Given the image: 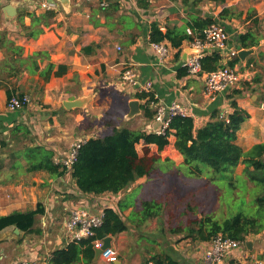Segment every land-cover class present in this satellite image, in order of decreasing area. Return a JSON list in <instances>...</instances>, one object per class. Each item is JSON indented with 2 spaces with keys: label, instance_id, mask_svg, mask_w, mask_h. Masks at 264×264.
I'll return each instance as SVG.
<instances>
[{
  "label": "crops",
  "instance_id": "obj_1",
  "mask_svg": "<svg viewBox=\"0 0 264 264\" xmlns=\"http://www.w3.org/2000/svg\"><path fill=\"white\" fill-rule=\"evenodd\" d=\"M106 1L108 5L102 7L99 0H52L55 4L52 9L57 13L54 21L37 38H32L26 35L23 25L32 22L28 13L40 15L46 11L39 6V0H0V216L38 207L44 210L35 216L29 230L11 225L0 231V264H15L19 260L35 264H149L151 261L204 264L212 240L200 239L198 232L188 233L192 218L172 217L177 207L169 205L172 199L191 198L187 192L192 187L185 188L186 179L198 182L192 188L193 195L197 189L215 191L219 176L190 175L184 156L174 145V135L163 149L144 142L137 145L140 158L151 166L150 172L117 193H83L71 171L59 174L38 167L50 162L63 165L76 141L111 133L110 122L117 127L155 132L159 123L155 115L151 118L144 114L142 105L146 99L138 98L142 92L140 84L122 79V72L128 66L137 72L140 83L152 82L149 92L154 94L155 101L148 105L154 113L157 103L177 101L190 108L196 126L201 127L215 111L232 113L235 99L250 113L237 132V143L249 150L264 142V100L259 89L263 80L259 84L254 80L257 76L264 79V0ZM10 3L22 10L9 15L6 6ZM195 17L212 19L225 26L231 48L243 49L240 37L247 32L254 33L259 40L246 48L253 50L251 54L244 58L238 54L239 60L233 67L240 71V82L215 100L204 95L203 75H191L184 65L194 51L192 40H185L180 48L164 41L169 49L164 60L150 41L152 23L157 22L164 30L178 27L192 33L189 22ZM3 37L22 46V53L7 54ZM37 51L45 55L39 58L38 71L31 72L28 62L18 59H27ZM220 55L223 64L238 57H229L226 52ZM49 63L56 66L46 81L41 72ZM59 65L67 68L61 74ZM8 89L31 95L32 102L21 110H9ZM234 89L242 93L236 94ZM83 98L86 99L83 106L72 109L64 106L65 100ZM132 100H139L141 111L129 116ZM114 104L117 111L112 110ZM245 168L240 162L234 171L226 174L232 173L234 182L238 177L246 181ZM250 200V197L246 199ZM152 201L162 208L157 216L149 217L145 203ZM191 204L194 218L203 217L199 203L191 201ZM78 207L92 213L110 208L121 217L126 229L101 238L104 244L111 237L110 248L116 251L117 261L110 262L101 254L97 257L95 246L92 255L81 252L70 261L64 255H56L74 242L65 225ZM222 212L226 213L223 217L231 213L226 206ZM81 247L86 249L88 244ZM244 258H264V230L250 234L245 246L234 250L225 262Z\"/></svg>",
  "mask_w": 264,
  "mask_h": 264
},
{
  "label": "trees",
  "instance_id": "obj_2",
  "mask_svg": "<svg viewBox=\"0 0 264 264\" xmlns=\"http://www.w3.org/2000/svg\"><path fill=\"white\" fill-rule=\"evenodd\" d=\"M28 14L31 16L32 22L30 25H23L26 35L37 38L45 31V27L52 24L57 13L54 9H47L40 15L36 13ZM211 23H213L212 19L195 17L192 22H189L192 33H188L186 28L181 29L178 27L164 30L157 22H154L151 25L150 41L153 43L169 41L173 47L180 48L185 40L193 41ZM195 33H197V36H195ZM3 40L7 54H14L10 51L18 54L22 53V46L15 45L14 41L6 37H3ZM240 41L243 48H249L259 42L254 33L251 32L241 35ZM44 55L45 52L37 51L29 55L27 59L19 58L18 60L27 61L29 70L37 72L40 67L39 58ZM238 60L239 57L230 61L229 64L233 67ZM22 63L25 64V62ZM202 64L204 71H211L224 65L218 51H213L205 56L202 59ZM55 66L54 63H49L47 68L41 72V76L46 81L51 78ZM59 68L58 73L60 74L67 69L65 65H59ZM254 80L259 84L263 79L261 76H257ZM262 90L264 100V86ZM235 93L241 94L242 91L237 90ZM13 94L22 95L23 93L8 89L9 97ZM138 98L146 99L142 108L145 116L152 118L154 111L149 109L148 104L155 101L154 94L142 91L138 93ZM232 106L234 110L227 116V119L222 118L220 113L215 111L211 119L201 127L196 126L193 116L177 115L172 119L164 134L117 127L113 122H110L108 124L113 126L111 133L105 136L91 137L82 144L77 160L71 170L72 177L83 193H117L128 187L137 178L150 172L151 166L147 163L148 161L140 158L137 145L144 142L146 144H156L159 149H163L170 143V136L174 135V145L184 156V163L190 175L212 174L215 178L220 176L221 173L226 174L234 171L240 162L246 165L244 174L255 185L253 189L256 193V208H258L259 214L247 216L239 212L223 219H217L212 214H205L197 219L200 228L198 230L190 229L191 233L198 232L202 240H213L217 235L222 234L246 241L250 234H258L264 230V142L255 144L249 150H244L237 143V132L241 124L250 118V113L240 107L235 99L232 100ZM47 157L48 154H46L45 159ZM38 167L49 168L52 172L59 174L68 171L65 166L53 162L45 165L41 164ZM145 208L149 211L148 216L152 217L160 213L162 205L152 201L145 203ZM43 212L44 210L38 207L36 210L28 212H14L0 216V231L11 225L29 230L34 224L35 216ZM104 213V222L97 229L96 238H104L110 233L116 234L126 229L121 217L114 210L108 208L104 210ZM94 238L74 241L66 250H58L56 255L66 256L67 261H70L81 252L92 255L94 252ZM86 243L88 247L82 249L81 245Z\"/></svg>",
  "mask_w": 264,
  "mask_h": 264
},
{
  "label": "built area",
  "instance_id": "obj_3",
  "mask_svg": "<svg viewBox=\"0 0 264 264\" xmlns=\"http://www.w3.org/2000/svg\"><path fill=\"white\" fill-rule=\"evenodd\" d=\"M22 1V0H12ZM102 7L108 5L106 0H99ZM39 6L43 9H52L55 4L52 0H39ZM155 48L160 53V59L164 60L169 55V49L164 42L153 43ZM194 51L186 59L185 67L191 75H203L204 95L210 100H215L221 93L231 90L237 85L242 76L236 67L224 64L217 69L204 71L202 59L213 51L226 52L229 57L238 56L241 49L230 47V35L225 26L221 23L213 22L208 25L201 34L192 41ZM121 49V47H118ZM220 53V54H221ZM122 79L129 81L133 85H139L140 91L149 92L153 84L151 81L140 83L137 72L132 66L126 67L122 72ZM32 102L31 95L24 93L13 94L8 98L7 107L9 110L17 111L25 108ZM192 116L190 108L180 102L173 101L171 103L160 102L156 108L155 119L160 124L156 130L158 134H164L169 128L172 119L177 116ZM222 118L227 119L226 114H220ZM228 121V120H227ZM87 139L76 141L72 147L70 154L63 160V166L68 171H71L74 163L77 160L79 149ZM105 213L99 211L92 213L89 210L78 207L71 213L70 218L66 221L65 229L69 237L74 241H79L83 238H94L97 234V229L104 222ZM246 241L234 239L222 234L217 235L211 243L205 254L204 264H227L225 259L236 249L245 246ZM93 245L95 248H101L103 241L101 238H94ZM101 256L110 262L118 260V255L113 248H108L102 251ZM15 264H35L34 261L19 260ZM149 264H160L156 261H151ZM229 264H264V258L239 259L232 261Z\"/></svg>",
  "mask_w": 264,
  "mask_h": 264
},
{
  "label": "rangeland",
  "instance_id": "obj_4",
  "mask_svg": "<svg viewBox=\"0 0 264 264\" xmlns=\"http://www.w3.org/2000/svg\"><path fill=\"white\" fill-rule=\"evenodd\" d=\"M228 65L231 66L230 64ZM263 86H264V79H263L262 87ZM261 89L260 91L262 92L263 90ZM234 90L237 91L238 89H234ZM158 104L159 103H157V105ZM157 105L155 107L154 115L156 114ZM117 109H118L117 104H114L112 107V110L117 111ZM232 179H233L232 173L230 174L221 173V175L215 181L216 183L215 185L218 186V187H214L215 191L212 190L211 192L208 188H206L205 190L197 189L193 195H192V191H193L192 188H195L194 185H196L198 182L194 180L186 179V181L184 182V185H186L187 187L185 188L192 187V188H189L187 192V196L191 198L189 199V201H186L184 198H182L180 201H177L176 199H172V202L170 203L169 206H171L172 208L174 205H176L177 212L171 216L172 217L175 216L176 218H179V217L185 218L186 215H188L189 218H192V219H189L190 222L188 223V226H187L188 228L187 231L188 233L191 234V231H190L191 228L196 229V230L200 228V224L197 222V219H195L194 215L191 214V211L194 209V206H192L191 201H197L199 203L201 210L204 211L202 216L205 214H212L217 219H223L225 218L223 216H225L226 214L222 212L224 211L225 206L228 209V213L231 212L229 216L232 214H237L239 212H242L247 216L258 215L259 214L258 208H256L257 206L256 193H255V190L253 189L255 187L254 183L249 181L248 179H246L245 181L244 177H238L235 180V182ZM206 181L208 182V180ZM246 182L248 184V187L249 185L250 187L252 186V189L250 187H249L250 189L247 187ZM237 187H238V190H235ZM196 194H198L197 198L194 197ZM215 194H216V197H215ZM249 197L251 198V200L246 201V199H248ZM200 207H197V209H200Z\"/></svg>",
  "mask_w": 264,
  "mask_h": 264
},
{
  "label": "water",
  "instance_id": "obj_5",
  "mask_svg": "<svg viewBox=\"0 0 264 264\" xmlns=\"http://www.w3.org/2000/svg\"><path fill=\"white\" fill-rule=\"evenodd\" d=\"M62 1H64V0H62ZM6 9H7V12H8L9 15L14 16L16 13H18V11L22 10V7H16L12 3H10V4H8L6 6ZM252 51H253L252 49L243 48V49L240 50L239 56L244 58L245 56L251 54ZM85 102H86L85 98H83V99H74V100H65L64 101V106L67 109H72V108H75V107L83 106L85 104ZM140 111H141V105H140L139 100L130 101L129 116H134L137 113H140ZM110 240H111V237H107L104 240L103 246L101 248H96V256L97 257L100 256V254L102 253L103 250L110 248Z\"/></svg>",
  "mask_w": 264,
  "mask_h": 264
}]
</instances>
